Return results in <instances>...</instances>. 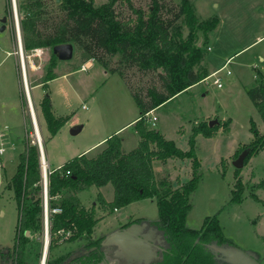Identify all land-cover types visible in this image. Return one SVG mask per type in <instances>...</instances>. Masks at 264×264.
I'll return each mask as SVG.
<instances>
[{
    "label": "rangeland",
    "instance_id": "374dc122",
    "mask_svg": "<svg viewBox=\"0 0 264 264\" xmlns=\"http://www.w3.org/2000/svg\"><path fill=\"white\" fill-rule=\"evenodd\" d=\"M171 1L174 5L181 2ZM18 2L16 0L17 9ZM105 2L107 0H94L96 6ZM131 2L133 8L127 0H120L116 4V10L124 20H136L134 9L147 10L151 0ZM191 2L200 22L210 21L216 16L220 19L204 46V60L209 72L227 63L218 74L223 87L213 82V76L197 82L152 110L148 115V125L173 140L181 149L188 150L194 125L217 121L213 125L215 129L212 136H197L201 180L193 196L194 205L188 214L187 226L200 229L208 217L217 216L229 240L228 244L219 247L232 246L249 252L264 264V239L261 235L264 234V202L250 196L256 193L264 200V187L255 186L264 182V149L253 154L240 168L247 190L241 202L231 201L236 182L235 171L238 169L234 165L237 159L235 153L254 139L252 122L264 133V119L248 93L249 88L261 76L264 77V0ZM18 14L21 28L19 9ZM5 15L8 18L7 28L0 31V130L5 133L3 143L6 147L0 156V248L8 250L15 243L19 221L18 205L10 187L11 179L17 171L24 141L28 139L38 145L39 140L34 136L35 124L26 94L22 64L19 53H16L19 48L13 0H0V19ZM183 33L185 36L189 33L188 27H184ZM38 48L42 49L39 55H33L32 49L24 51L26 55H31L25 59L26 73L47 155L45 158L53 169L87 148V156L97 155L103 148L100 144L95 145L98 141L140 114L129 87L117 72L108 71L95 59L91 60L88 71L80 70L83 55L75 44L74 55L68 60L59 59L49 47ZM7 50H14L15 53H7ZM51 64L58 77L47 85L32 87L36 82L44 81ZM66 70L69 75L61 76ZM132 74L130 83L136 87L162 86L163 81L157 72ZM46 94L51 96L55 114L67 118L53 136L41 112V100ZM83 104L88 107H83ZM74 127H79L80 131L72 133ZM117 133L125 139V151L134 149L140 141L134 125H126ZM153 166L156 179L167 178L172 181L174 188L180 187L192 175L190 159L170 158L167 162L156 160ZM98 191L108 200L114 198L112 184L98 190L96 186H90L79 190L77 194L83 206L91 208L96 204L98 207L97 213L101 220L95 229V237L111 234L101 243L108 253L107 258L117 261V264H144L159 258V245L156 242L160 237L157 226L153 224L159 219L156 200L144 198L109 213L99 208ZM130 222L136 225L137 231L120 232L119 227ZM45 231L44 228L43 239H39L36 232L30 234L38 247L37 251L32 252L29 264L41 262L47 235ZM62 241L57 249L59 252H67L76 246V243ZM216 256L220 262L227 263L228 258L224 253L217 252ZM0 264H12L11 257L5 260L0 257Z\"/></svg>",
    "mask_w": 264,
    "mask_h": 264
},
{
    "label": "trees",
    "instance_id": "16d2710c",
    "mask_svg": "<svg viewBox=\"0 0 264 264\" xmlns=\"http://www.w3.org/2000/svg\"><path fill=\"white\" fill-rule=\"evenodd\" d=\"M119 1L107 0L99 6L94 0L18 2L25 51L36 47H49L53 51L57 44H75L83 55L82 62L92 58L108 71L117 72L140 109L134 123L140 141L134 149L125 151L123 137L114 133L97 155L80 154L50 171L49 207L60 208V211L49 214L51 240L46 264H117L107 258L108 253L101 246L104 236L95 237V229L101 220L97 205L83 206L77 194L84 188H101L107 184L113 185L114 198L108 201L103 193L97 195L101 204L99 208L105 212L112 213L144 198L156 200L159 219L153 224L158 227L162 239L158 243L160 257L149 264H229L220 262L212 247L229 243L217 216L208 217L200 229L187 226V217L194 205L193 196L201 180L197 136H212L214 126L208 122L194 125L189 137L190 147L183 150L148 125L150 111L210 74L205 65L204 46L220 19L216 16L200 22L191 0H181L178 5L171 0H151L147 10L134 9L136 20L128 21L116 10ZM127 1L133 8L131 0ZM184 27L189 29L186 36ZM114 57L118 58L113 60ZM53 67V64L49 66L44 85L57 77ZM133 72H157L163 81L162 86L136 87L130 83ZM248 93L264 119L263 76ZM41 111L52 136L67 121V118L55 114L49 94L41 101ZM251 131L254 135L252 142L235 153L237 158L244 150L248 151L245 164L253 154L264 149V133L254 122ZM24 143L10 186L19 209L18 232L12 249L0 248L2 260L11 257L13 264H29L32 252L37 251L36 242L26 231L30 230V234L36 232L39 239H43L45 228L41 150L28 139ZM170 158L190 159L192 163L190 179L177 188L171 180H157L155 176L154 161L167 162ZM240 174L241 169H236L231 196L234 202H241L247 190ZM255 186L264 187V182ZM250 196L264 202L256 193ZM61 239L76 243V246L67 252H59Z\"/></svg>",
    "mask_w": 264,
    "mask_h": 264
},
{
    "label": "water",
    "instance_id": "95a60500",
    "mask_svg": "<svg viewBox=\"0 0 264 264\" xmlns=\"http://www.w3.org/2000/svg\"><path fill=\"white\" fill-rule=\"evenodd\" d=\"M0 22H1L0 31H4L7 28V22H8L7 15L2 17L0 19ZM53 52L61 60L71 59L73 57V55H74V44L73 43L57 44V45H55L53 47ZM216 122H217L216 120H211L209 124H210V126H213ZM78 131H80L79 127H75V128L71 129L72 133H77ZM247 155H248V151L247 150H244L242 153L239 154L237 159L234 161V165H235L236 168L240 169V168H242L245 165V159H246ZM140 224H142V223H140ZM135 226L136 225H133V223H132L127 228H120L119 230L122 233H131V232L135 233L137 231V229L135 230ZM157 230H158V227H157ZM26 234L29 236L30 235V230H27ZM110 235L111 234L109 233L104 238L106 239ZM158 235L160 237V240L158 242H156L157 245H159L158 243H160L161 239H162L161 233L159 232V230H158ZM46 238L48 239V246H49V234H48V232H47ZM105 239H103V240H105ZM214 246L215 245H212V247L214 248L216 253L217 252H222V253H224L227 256V258H228L227 263H229V264H262L260 261L257 260L256 257H254L249 252L243 251V250L235 248V247L225 248V247H219V246H215L214 247ZM46 249L48 251V247ZM44 260L45 261L43 263L40 262L38 264H45L46 257H45ZM144 264H149V263H144Z\"/></svg>",
    "mask_w": 264,
    "mask_h": 264
},
{
    "label": "built area",
    "instance_id": "2783aa9c",
    "mask_svg": "<svg viewBox=\"0 0 264 264\" xmlns=\"http://www.w3.org/2000/svg\"><path fill=\"white\" fill-rule=\"evenodd\" d=\"M13 6H14V16H15V26H16V37H17V43H18V53L20 56V60H21V67H22V71L23 73L26 72L25 69V59L26 58H30L31 55H26L25 51L23 49V42H22V33H21V28H20V19H19V14H18V9H17V3L16 0H13ZM210 48V47H209ZM33 55H39L42 53V49L41 48H33ZM229 62V60L227 61ZM227 66V63L224 64V66H222L221 68L213 71L211 74H209L207 77H205L203 80H206L209 77H215L213 82L218 86V87H223V83L221 80V77L218 75L219 72L225 68ZM81 69L86 71L89 70V66L86 63H83L81 65ZM228 74L231 73L230 70L227 71ZM83 107H87V105H83ZM32 110V107H30V111ZM32 115V113H31ZM149 115V113H148ZM156 120V118H154ZM150 120V119H149ZM6 147L3 143V133L0 130V156L5 152ZM41 160V170H42V176H43V193H44V200H43V206H44V224H45V229H46V233L49 231V214L51 211H60V208H54V209H50L49 207V196H48V176L49 173L51 171V169L48 166V171L47 173L43 171V159L40 157ZM49 234V233H48Z\"/></svg>",
    "mask_w": 264,
    "mask_h": 264
},
{
    "label": "bare ground",
    "instance_id": "6f19581e",
    "mask_svg": "<svg viewBox=\"0 0 264 264\" xmlns=\"http://www.w3.org/2000/svg\"><path fill=\"white\" fill-rule=\"evenodd\" d=\"M25 69L27 70L26 66H25ZM23 79H24V83L26 85V94H27V98H28V101H29V105H30V107H32L31 113H32V117H33V122L35 124V126H34V136H35L37 141L39 140L38 141L39 142L38 145L40 146L41 158L43 159V162H44L43 171L47 173V171H48V163H47V160L45 158V151H44V144H43V140H42V133H41V129H40V126H39V123H38L37 115L35 113L34 103H33V100H32L30 86H29V82H28V76H27L26 72L23 73ZM47 247H48V239L46 238L45 246H44V254H43L42 258H41V262L42 263L45 261L44 260L45 257H47V252H48L47 249H46Z\"/></svg>",
    "mask_w": 264,
    "mask_h": 264
},
{
    "label": "crops",
    "instance_id": "0c3cea01",
    "mask_svg": "<svg viewBox=\"0 0 264 264\" xmlns=\"http://www.w3.org/2000/svg\"><path fill=\"white\" fill-rule=\"evenodd\" d=\"M23 42V41H22ZM23 49H24V46H23ZM25 50V49H24ZM7 53H15V51L14 50H7ZM16 53H18V51H16ZM91 60H94V59H89V60H87V61H85V62H82L81 63V65L83 64V63H86L88 66H89V69L91 68V65H92V63H91ZM80 65V66H81ZM27 68V67H26ZM80 70H82L81 68H79ZM219 69V68H218ZM214 71H215V69H213ZM213 70L212 71H210V74L213 72ZM217 70V69H216ZM27 71V70H26ZM84 71V70H83ZM88 71V70H87ZM57 75V74H56ZM69 75V72H67V70L66 71H64V72H62V75L61 76H68ZM58 77V76H57ZM56 77V78H57ZM56 78H54V79H56ZM54 79H52V80H50V81H53ZM40 84H44L43 83V80L42 81H39V82H36V84H33L32 85V87L34 86V85H40ZM32 93V92H31ZM32 95V94H31ZM42 101V100H41ZM34 103V102H33ZM84 105V104H83ZM86 105V104H85ZM88 107V106H87ZM87 107H85V108H87ZM42 112V111H41ZM152 111H150L149 112V114L151 113ZM42 117H43V114H42ZM138 117L139 116H137L135 119H133V120H131V121H129V122H127L124 126H121L120 128H118V129H116L114 132H112L111 134H109L108 136H105V137H103L100 141H98L95 145H98V144H100V146H105L106 145V140L109 138V136H111L112 134H114V133H117L119 130H121L123 127H125L126 125H134V123H135V121L138 119ZM44 118V117H43ZM44 121H45V119H44ZM75 128V127H74ZM1 132L3 133V136H4V132L1 130ZM137 132V131H136ZM3 141H4V139H3ZM124 141H125V139L123 138V144H124ZM25 142V141H24ZM139 144V143H138ZM23 147L25 148V143L23 144ZM39 148H40V146H39ZM89 148H87V149H85L84 151H82L81 153H79V155L80 154H83V153H86L87 151H89L88 150ZM24 150V149H23ZM22 150V151H23ZM21 151V152H22ZM44 151H45V147H44ZM100 151V150H99ZM45 156H46V158H47V155H46V153H45ZM47 160V163H48V166H49V168L52 170V168L50 167V163H49V160L48 159H46ZM64 163V162H63ZM62 164H60V165H58V167H60ZM55 168H57V167H55ZM54 169V168H53ZM104 187V186H103ZM102 188V187H101ZM101 188H97V190L98 189H101ZM98 192H100V191H98ZM105 197V196H104ZM106 198V197H105ZM107 199V198H106ZM108 200V199H107ZM108 201H111V200H108ZM133 203V202H132ZM116 211H119V209H117ZM129 217V216H128ZM124 224V223H123ZM123 224L119 227V228H124L123 227ZM131 225V224H130ZM262 235V237H263V239H264V234H261ZM257 260H258V258H257ZM259 261V260H258ZM262 263V262H261ZM263 264V263H262Z\"/></svg>",
    "mask_w": 264,
    "mask_h": 264
},
{
    "label": "flooded vegetation",
    "instance_id": "af4514ba",
    "mask_svg": "<svg viewBox=\"0 0 264 264\" xmlns=\"http://www.w3.org/2000/svg\"><path fill=\"white\" fill-rule=\"evenodd\" d=\"M46 263V262H45ZM13 264V263H12Z\"/></svg>",
    "mask_w": 264,
    "mask_h": 264
}]
</instances>
